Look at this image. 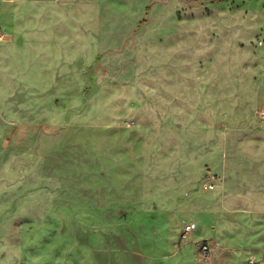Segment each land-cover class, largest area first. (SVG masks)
<instances>
[{"label":"rangeland","instance_id":"obj_1","mask_svg":"<svg viewBox=\"0 0 264 264\" xmlns=\"http://www.w3.org/2000/svg\"><path fill=\"white\" fill-rule=\"evenodd\" d=\"M0 34V264H264V0H0Z\"/></svg>","mask_w":264,"mask_h":264},{"label":"built area","instance_id":"obj_2","mask_svg":"<svg viewBox=\"0 0 264 264\" xmlns=\"http://www.w3.org/2000/svg\"><path fill=\"white\" fill-rule=\"evenodd\" d=\"M1 37V34H0ZM262 113L264 114V109H262ZM197 229V224L194 221H188L184 223V225L181 227L180 233H179V240L180 241H186ZM263 244H264V236H263ZM199 250L203 256V258L208 261L211 256V247L209 246L207 241H201V244L199 246ZM246 264H263L261 259H257L254 256L248 257Z\"/></svg>","mask_w":264,"mask_h":264}]
</instances>
